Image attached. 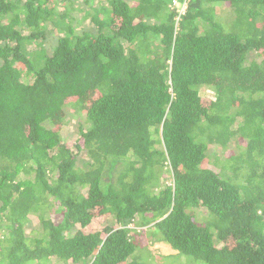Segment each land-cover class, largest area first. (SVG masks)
<instances>
[{
	"label": "trees",
	"instance_id": "obj_1",
	"mask_svg": "<svg viewBox=\"0 0 264 264\" xmlns=\"http://www.w3.org/2000/svg\"><path fill=\"white\" fill-rule=\"evenodd\" d=\"M96 1L0 0V264H264V0Z\"/></svg>",
	"mask_w": 264,
	"mask_h": 264
},
{
	"label": "rangeland",
	"instance_id": "obj_2",
	"mask_svg": "<svg viewBox=\"0 0 264 264\" xmlns=\"http://www.w3.org/2000/svg\"><path fill=\"white\" fill-rule=\"evenodd\" d=\"M80 4H83V2H80ZM83 5H84V4H83ZM183 8H184V7H183ZM183 8H180V11H184ZM218 9H220V10H218V12L221 13V10H227V5L224 6V7H222V5H219V6H218ZM63 10H64L63 8L60 9V11H63ZM235 15H237V12L234 11V10L231 11V14H229L228 12H222V19H223L225 22L230 23L232 17H234ZM80 21H81V20H80ZM91 26H92V24H91V22H90V19H84V20L81 22V24L79 25V30H80V29H85V28H90ZM24 33L27 34V35L30 34L29 31H28V32L24 31ZM48 33H54L53 29L50 28V30L48 31ZM45 45H46V44H45ZM27 47H28V49L31 50V51H34V50H36V49L39 50L40 48H42V47H38L35 43H30V44H28ZM43 48H45L46 51H50V50H48V47H47V46H43ZM213 99H214V95H213L212 92L207 91V92H205V93L202 94V103H203V105H208ZM72 125H73V124H71V126H72ZM67 134H68V132H67V129L65 128V129H64V132H63V135H64V137L66 138L65 141L67 142L68 145H74L75 142H76V138L73 139L72 137H68ZM79 143H81V141H80ZM215 147H216V146H211L210 148L214 149ZM203 215H204L203 213H202V214H198V217L201 218V217H203ZM106 221H107V220H106ZM35 222H36V220H35ZM35 222H34V224H33L34 226H35ZM36 226H37V224H36ZM94 227H95V226H94ZM96 227H99V226H96ZM90 228H91V227H90ZM95 230H97V229L92 228L91 231H95ZM150 249H151L154 253H156V252H160L161 254H166V255L171 254V255H169V256H172V260H171L172 263L179 264V256H177V253H176L175 251H173V250L170 248L169 245H167V244H159V243H157V244L151 246ZM185 261H187V260H186V259L184 258V256H183V258H182V262H185Z\"/></svg>",
	"mask_w": 264,
	"mask_h": 264
},
{
	"label": "clouds",
	"instance_id": "obj_3",
	"mask_svg": "<svg viewBox=\"0 0 264 264\" xmlns=\"http://www.w3.org/2000/svg\"><path fill=\"white\" fill-rule=\"evenodd\" d=\"M108 3H107V1L106 0H97L96 1V4L95 5H93V7H97V6H99V5H101V6H105V5H107ZM90 22H91V24H92V27H94V23H93V21L92 20H90ZM225 22V21H224ZM49 25H51V24H49ZM49 30H50V28H49ZM48 30V31H49ZM53 39V38H52ZM52 42V40L50 41V43ZM52 45L53 46H55V43H52ZM207 91H209V92H212L211 90H208V89H206V92ZM204 92H202L201 93V97H202V94H203ZM213 93V92H212ZM213 95H214V93H213ZM215 100V96H214V99L212 100V101H214ZM210 104V103H209ZM80 142V140L79 141H77L76 140V142H75V144H74V146L75 145H80L81 146V149H82V145L79 143ZM71 146H73V145H71ZM76 147V146H75ZM81 154H83V152L81 153ZM84 155V154H83ZM28 178H32V177H30V176H25V175H23V174H21L20 175V179H22V180H27ZM84 192V191H83ZM64 198H68V197H66V196H64ZM54 199H55V197H54ZM52 197H51V199H50V201L54 204V207L49 211V215H50V217H51V219L53 220V222H54V224L55 225H61L62 224V222L64 221V219H65V217L67 216V214H68V205L70 204V203H73V201H69V202H66V203H61L60 201H58V200H54ZM63 204V205H62ZM30 219H32L33 220V222H32V227L33 228H38L39 227V225H38V219H37V216H34V215H31L30 216ZM35 220H36V222H35ZM107 220V219H106ZM34 222H35V226L33 225L34 224ZM36 224H37V226H36ZM91 227V228H90ZM92 228H94V225H89L87 228H83V229H78V230H76V231H72V233H71V236H76V235H78V233H79V231H91L92 230ZM157 244V243H156ZM159 244H166V243H159ZM168 245V244H167ZM170 246V245H169ZM170 248L172 249V247L170 246ZM173 251H175L174 249H172ZM176 252V251H175ZM177 253V252H176Z\"/></svg>",
	"mask_w": 264,
	"mask_h": 264
}]
</instances>
